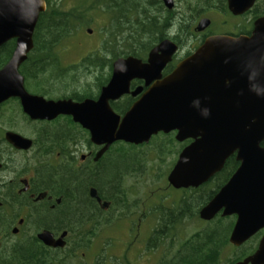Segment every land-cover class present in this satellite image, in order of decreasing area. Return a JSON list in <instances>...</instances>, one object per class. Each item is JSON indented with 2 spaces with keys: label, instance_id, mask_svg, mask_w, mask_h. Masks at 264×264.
Instances as JSON below:
<instances>
[{
  "label": "water",
  "instance_id": "obj_1",
  "mask_svg": "<svg viewBox=\"0 0 264 264\" xmlns=\"http://www.w3.org/2000/svg\"><path fill=\"white\" fill-rule=\"evenodd\" d=\"M160 1L167 10L174 8V0ZM254 1L227 3L238 15ZM45 9V0H0V46L15 40L11 58L0 69V105L17 99L32 121L72 117L89 132L94 144L103 146L98 156L117 141L142 144L159 133L176 132L177 141L192 142L180 152L167 177L175 189L205 184L235 154L237 170L201 208L199 218L208 222L220 212L223 218L235 216L228 239L233 247L264 230V17L254 23L251 37L207 39L163 79L161 71L177 51L170 40L151 49L146 62L119 57L97 99L75 102L30 94L19 73L33 49L34 29ZM208 24L209 20H201L198 30ZM134 79L143 80L147 89L121 117L109 102L128 94ZM141 92L137 88L131 95ZM4 139L19 150L32 145L29 138L13 131L5 132ZM39 239L48 246L63 245L50 235ZM233 264H264V233L256 250Z\"/></svg>",
  "mask_w": 264,
  "mask_h": 264
},
{
  "label": "flooded vegetation",
  "instance_id": "obj_2",
  "mask_svg": "<svg viewBox=\"0 0 264 264\" xmlns=\"http://www.w3.org/2000/svg\"><path fill=\"white\" fill-rule=\"evenodd\" d=\"M214 6L188 22L190 17L183 13L185 9L180 8L174 0V8L168 10H174L173 14L168 15L171 20L169 29H166L162 39L151 45L153 49L164 40H170L177 48L171 62L162 69L161 79L168 76L179 62L194 54L207 39L214 36L251 37L254 23L264 17V0H255L249 9L238 15L229 10L227 0L224 10ZM201 20H209V24L198 30ZM147 56L140 60L146 62ZM108 81L102 87L106 86ZM102 87L96 96L90 99L96 100ZM137 88H142V92L132 96L131 93ZM146 89L143 80H132L128 94L109 102L111 109L122 117ZM124 97H127V101L121 103ZM32 122L41 123L48 129L50 125L54 126L58 133H67L68 140L63 143H52V140H48L35 146L33 137L23 135L32 141V145L28 150H19L4 139L5 132L12 130L4 131L3 139L8 148V158L0 161V174L7 181L6 186H3V200L0 201V247L14 246L20 242L33 243L45 250L48 264H131L127 255L132 250L135 253L136 249L139 255L134 258V262H138L139 256L148 255L145 264H157L165 246L173 237L169 231L159 230V226L164 224L170 227L171 222L177 219L178 216L174 215L171 209L181 207L186 190L209 184L216 175L198 188L175 189L168 183L167 177L180 152L192 142L177 141L176 132H170L175 140L173 150L163 145L157 147L153 143L152 140L156 137L158 143L162 142L160 140H166L160 134H167L159 133L142 144L117 141L98 156L103 146L94 144L89 132L74 122L72 117L58 116L51 121ZM53 144L62 146L56 150ZM163 156L168 159L175 158L171 167L161 166ZM232 156L236 160V155ZM117 158H123L117 177L118 185L108 189V192L106 187L97 183V179ZM4 165L5 168L2 169ZM60 168L90 177L96 183H87L82 189V194H79L80 197L77 196L76 199V194L65 193L68 187L38 179V171L52 169L56 173ZM20 169L26 170V173L16 178V172ZM160 183L164 185L163 192L155 195L146 193V189L150 191ZM73 188L76 189L77 186L74 185ZM182 214L180 221H185V213L181 210L180 216ZM121 225L126 228V233L122 236L114 237L110 229H107L109 226L114 228ZM43 234L50 235L54 241H60L63 245H46L39 239ZM101 239H104V242H99V252H95L96 247L93 244ZM118 244L122 245V252L111 253L110 250H114Z\"/></svg>",
  "mask_w": 264,
  "mask_h": 264
},
{
  "label": "trees",
  "instance_id": "obj_3",
  "mask_svg": "<svg viewBox=\"0 0 264 264\" xmlns=\"http://www.w3.org/2000/svg\"><path fill=\"white\" fill-rule=\"evenodd\" d=\"M64 1L45 0L46 9L40 13L33 33V49L19 68L25 89L30 94L46 99L68 98L82 101L95 97L100 87L108 81L113 61L127 56L144 60L151 45L162 39L166 29H169L171 20L168 15L174 13V10H166L160 0H74L73 5L69 7L64 5ZM176 2L180 8L185 9L183 13L190 17L188 22L214 5L216 9H225V0ZM96 12L103 13L108 18L107 25L102 29L104 37L98 49L88 53L78 62L65 64L62 56L65 42L79 35L82 25L90 23L89 16ZM14 48L15 40L0 46V69L9 61ZM126 101L127 97H124L121 103ZM55 128L50 125L48 129L41 123L29 120L23 114L17 99L6 101L0 105V161L8 158V148L3 139L4 131L12 130L33 137L35 146L48 140H52V143L67 141L68 134H60ZM160 135L166 140H160L162 142L158 143L156 137L153 138V143L157 147L163 145L173 150V133ZM261 145L264 147V141ZM53 146L58 150L62 145ZM174 161V157L168 159L163 156L161 166L169 168ZM122 162L123 158L114 160L103 175L98 177L97 183L106 187L107 191L116 188ZM237 167L238 162L232 156L209 184L186 190L181 207L171 209L172 213L178 216L177 219L171 222L170 227L164 224L159 226V230L169 231L174 238H170V243L165 246L157 264H233L256 250L264 230L259 231L240 247H233L228 239L235 216L223 218L219 215L208 222L198 217L200 209L233 175ZM4 168L5 165L2 166V169ZM25 173L26 170L20 169L15 177ZM37 174L38 179L44 182L59 183L68 187L65 193L76 194V199L80 197L79 194H82V189L87 183L94 182L90 177L70 173L65 168H60L56 173L48 169L38 171ZM6 184L7 181L0 174V201L3 200V186ZM74 185L77 186L76 189L73 188ZM181 210L185 213V221H180L183 217V214L180 216ZM187 225L194 227L187 231ZM46 259L45 250L33 243L20 242L14 246L0 247V264H48Z\"/></svg>",
  "mask_w": 264,
  "mask_h": 264
},
{
  "label": "rangeland",
  "instance_id": "obj_4",
  "mask_svg": "<svg viewBox=\"0 0 264 264\" xmlns=\"http://www.w3.org/2000/svg\"><path fill=\"white\" fill-rule=\"evenodd\" d=\"M73 3H74V0L64 1V5L67 7L72 6ZM89 19H91V22L85 23L84 25H82V31L79 33V35L65 42L64 48H63V54H62L63 61L65 64H71V63L78 62L82 57H84L88 53L93 52L98 49L99 44L102 38L104 37L102 34V29L107 25L108 18L105 14L96 12V13H93L91 16H89ZM88 30H90L91 33H88ZM163 189H164V185L160 183L156 185L155 188H152L150 190L154 192L153 194L147 189H146V193L149 195L150 194L155 195V194H159L163 192L164 191ZM112 226H109L107 229H110V233H112L114 237L122 236L124 233H126V228L124 229L122 225L120 227H114V228H112ZM192 227L194 226L187 225V231L189 230V228H192ZM105 238H108V237L105 236ZM99 242H104V239L97 240L93 244V246L96 247L95 252H99ZM115 247L116 248H114V250L112 251L110 250V252L115 253V254L117 253L120 254L123 249L122 245L118 244ZM137 250L138 249H136L135 253L132 252L133 250L130 253L128 252V255H127L128 260L131 261V264H145V258L148 255L139 256L138 262L137 263L134 262V258L137 255H139L137 253ZM88 255L91 256V254H88Z\"/></svg>",
  "mask_w": 264,
  "mask_h": 264
}]
</instances>
